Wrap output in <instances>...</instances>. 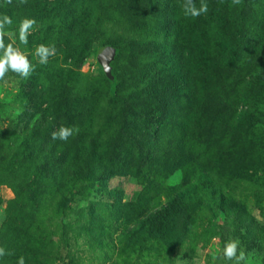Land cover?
<instances>
[{"label": "trees", "instance_id": "trees-1", "mask_svg": "<svg viewBox=\"0 0 264 264\" xmlns=\"http://www.w3.org/2000/svg\"><path fill=\"white\" fill-rule=\"evenodd\" d=\"M205 2L207 14L191 18L184 0H0V16L13 20L6 31L16 32L25 17L37 21L25 51L43 43L63 54V64L55 56L46 65L29 54L35 70L23 79L25 107L0 127V184L15 194L0 229V247L13 254L0 264H17L20 256L25 264H52L58 243L46 220L59 218L76 233L88 220L102 240L117 233L128 258L194 244V222L205 214L203 247L216 229L224 244L233 227L245 249L264 250V226L233 193L241 182L264 189V61L257 60L264 27L254 24L264 0ZM111 14L130 27L119 43L101 46L117 50L118 71L107 91L102 83L83 87L80 70ZM61 125L79 131L52 140ZM186 167L181 184L166 183ZM116 177L143 184L136 200L125 202L110 187ZM84 201L85 208L73 207Z\"/></svg>", "mask_w": 264, "mask_h": 264}, {"label": "rangeland", "instance_id": "rangeland-1", "mask_svg": "<svg viewBox=\"0 0 264 264\" xmlns=\"http://www.w3.org/2000/svg\"><path fill=\"white\" fill-rule=\"evenodd\" d=\"M256 8L258 17L256 18V22L254 24L261 25V28L263 29L264 13L261 11L262 9L258 8V6H256ZM116 18L113 14H111L109 19H106L102 30L97 33L98 40L94 41L93 44L96 51L85 61L80 70V83H82L83 87H89L93 83H102L104 86L103 88L107 91L109 78L104 72L101 64L98 62V56L104 50L112 47L106 46L101 48V46L109 39L119 43L124 36H127L130 33V27L125 23H120V21ZM143 39L150 40L149 36L145 34L143 35ZM13 40H15L16 45L20 47L21 51H23L29 59L34 52L35 46L29 48L31 51L28 52L24 50L27 49V47L22 48L15 37L9 35V41L11 42ZM258 50L260 51L261 48H258ZM262 50L264 51V43L262 44ZM147 54L151 57L152 51L149 49ZM55 56H57L59 64H63V54L59 52ZM51 58L52 57L49 59ZM257 60L263 62L264 53ZM254 61L255 62H253L252 65L248 62L249 65H251L249 67H253L254 63H256V58ZM125 62H127V59ZM125 62H121L120 65L123 66ZM112 63V74H114L113 76H116L118 71L116 68V56ZM245 64L242 66L243 70H249V67ZM238 75H240V72H238ZM22 88L23 78L12 72H9L4 80H0V127H8L9 120L13 118V116L19 114V112L25 107L20 97ZM189 172L188 167L185 169H179L167 179L166 183L168 185H179L183 182V179ZM235 184L237 185L234 188L233 193L236 194V200L245 204L249 215L252 216L255 221L257 220L260 226H264V189L258 184L256 185V182L253 184L247 182ZM142 186L143 184L138 179L131 177H116L110 182L111 188H117L122 192L125 202H132L136 200L137 196L143 190ZM13 199H15L13 189L8 185L0 184V229L6 220L9 202ZM92 199L95 200L96 203L102 201V197ZM159 200L160 203L166 202V198L163 195L160 196ZM87 205L88 201H84L73 204V207L79 211ZM75 218H77V214L73 212L72 217H70L69 220L75 221ZM209 220L210 215L205 214L204 216L199 217V220L194 222L196 226L193 230L194 233L198 234L197 241L194 244L193 242H188L182 248L177 249L174 253H153L151 255L131 256L129 258L122 252L123 245L119 244L117 240V233L114 234L113 232L112 235H109L107 238L102 240L100 238L102 234L100 231L97 232L96 230L94 233V228L90 229L89 227H86V225H89L88 220L82 219L81 226L85 227L84 229L79 228L77 233L70 230L68 226L64 225L63 222H61L62 218H59L58 221L51 222V224H49L51 220H46L51 228L49 236L54 238L55 242L58 243L56 244L54 254L52 255V264H232L230 261L217 259L223 248V244L219 239L221 236L220 230H215L214 233L216 238H213L207 247H203L201 245V233L203 229L205 230L207 228ZM220 223L223 224L224 221L221 219ZM116 228V225L112 226V230ZM228 230H226L228 232L225 234V241L234 239L231 235L233 227H229ZM110 236H112L113 242L106 245V240H109ZM64 242H68L69 245H65ZM240 247L246 254L249 255L250 264H264V250L256 248L253 251H248L245 249V246L240 245Z\"/></svg>", "mask_w": 264, "mask_h": 264}, {"label": "clouds", "instance_id": "clouds-1", "mask_svg": "<svg viewBox=\"0 0 264 264\" xmlns=\"http://www.w3.org/2000/svg\"><path fill=\"white\" fill-rule=\"evenodd\" d=\"M28 0H19L20 5L27 4ZM241 0H232L233 5H239ZM5 4H12V0H5ZM209 10L208 4L205 0H200V6L197 7L194 0H184L182 11L185 17L198 18L202 14H207ZM13 25L12 18L4 14L0 16V80H4L9 72L17 76L27 79L33 73L34 66L28 59V56L21 51L20 47L16 45L15 40L5 43L6 36L16 35L18 32V41L20 45H28V37L37 28V21L34 18H23L19 21L16 32H8L6 29ZM56 46L38 44L34 48L32 55L37 58L40 65H46L49 58L56 55ZM79 131L78 128L66 127L61 125L56 131L51 133L52 140L67 141L74 133ZM11 252H6L5 248L0 247V257L5 255H12ZM217 259L230 261L232 264H250L249 255L240 247L239 239H229L224 242L221 254ZM17 264H25L23 256H20Z\"/></svg>", "mask_w": 264, "mask_h": 264}, {"label": "water", "instance_id": "water-1", "mask_svg": "<svg viewBox=\"0 0 264 264\" xmlns=\"http://www.w3.org/2000/svg\"><path fill=\"white\" fill-rule=\"evenodd\" d=\"M115 56L116 50L114 48L106 49L101 52L98 56V62L101 64L104 69V72L110 80L114 79V76L112 74V62L114 61Z\"/></svg>", "mask_w": 264, "mask_h": 264}]
</instances>
